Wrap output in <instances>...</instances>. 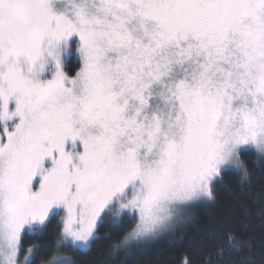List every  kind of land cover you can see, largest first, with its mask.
<instances>
[{"label": "snow or ice", "instance_id": "6c2138e0", "mask_svg": "<svg viewBox=\"0 0 264 264\" xmlns=\"http://www.w3.org/2000/svg\"><path fill=\"white\" fill-rule=\"evenodd\" d=\"M241 155L264 161V0H0V264L150 239ZM61 214L59 245L24 246ZM237 239L191 247L251 264Z\"/></svg>", "mask_w": 264, "mask_h": 264}, {"label": "trees", "instance_id": "16d2710c", "mask_svg": "<svg viewBox=\"0 0 264 264\" xmlns=\"http://www.w3.org/2000/svg\"><path fill=\"white\" fill-rule=\"evenodd\" d=\"M77 69L73 60L66 71L72 75ZM240 160L242 168L235 170L238 174H222L218 193L213 186L214 199L198 206L186 223L176 230L156 240L139 243L125 241L132 226L126 227L121 232L113 233L110 239L101 240L93 251L80 255L77 264H110L113 261L115 264H184L190 254L195 264H209L210 258L221 252L219 243L228 241H218L215 245L205 241L203 247L195 249L191 245L197 243L198 237L216 231L225 232L229 237L237 236V252L240 242L247 241L251 264H264V161L258 155L251 158L241 155ZM245 181L247 186L242 187ZM61 230V216H57L49 225L44 241L26 239L24 246L31 248L40 243L59 245ZM107 232V227L97 230L98 235ZM133 245H138L135 252L131 251ZM121 247L129 249V252H120ZM56 251V248H52L50 252L42 254L37 264H45ZM62 255L67 257L71 253ZM211 264L219 262L212 259Z\"/></svg>", "mask_w": 264, "mask_h": 264}, {"label": "rangeland", "instance_id": "374dc122", "mask_svg": "<svg viewBox=\"0 0 264 264\" xmlns=\"http://www.w3.org/2000/svg\"><path fill=\"white\" fill-rule=\"evenodd\" d=\"M73 55H75V53H73ZM78 70V69H77ZM76 70V71H77ZM227 167H230L234 170L237 169H241L242 168V163L241 160L239 163H232L230 165H228ZM208 200H204L202 202V204H204V202H207ZM198 206L197 205H188V206H184L182 208V210H178L172 217V219L168 222L167 226L163 229V231H161L160 233H158L157 235L152 236L150 239H142V240H136V239H129V242H139V243H144V242H150L152 240H156L158 238H161L162 235L164 234H168L169 232H171L172 230H176L180 225H182L183 223H186V220H188L196 211V208ZM129 215H132V213H128ZM112 218H119V213L117 212H113L111 214ZM61 224H62V214H61ZM134 226V225H133ZM132 231V228L128 231V234ZM61 234H62V230H61ZM61 241V238H60ZM59 241V242H60ZM23 259V258H22ZM46 264V263H45Z\"/></svg>", "mask_w": 264, "mask_h": 264}]
</instances>
